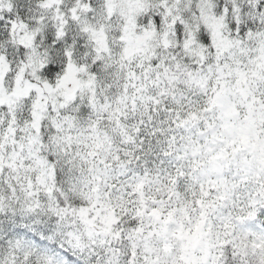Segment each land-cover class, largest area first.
<instances>
[{"label":"snow or ice","instance_id":"obj_1","mask_svg":"<svg viewBox=\"0 0 264 264\" xmlns=\"http://www.w3.org/2000/svg\"><path fill=\"white\" fill-rule=\"evenodd\" d=\"M0 264H264V0H0Z\"/></svg>","mask_w":264,"mask_h":264}]
</instances>
